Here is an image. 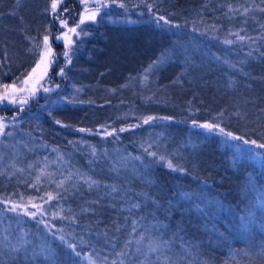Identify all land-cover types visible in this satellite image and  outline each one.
<instances>
[{
	"label": "trees",
	"instance_id": "trees-1",
	"mask_svg": "<svg viewBox=\"0 0 264 264\" xmlns=\"http://www.w3.org/2000/svg\"><path fill=\"white\" fill-rule=\"evenodd\" d=\"M104 1L2 112L0 264H264V0ZM52 3L0 0V94L80 21Z\"/></svg>",
	"mask_w": 264,
	"mask_h": 264
},
{
	"label": "rangeland",
	"instance_id": "rangeland-1",
	"mask_svg": "<svg viewBox=\"0 0 264 264\" xmlns=\"http://www.w3.org/2000/svg\"><path fill=\"white\" fill-rule=\"evenodd\" d=\"M63 0H58V6L62 3ZM83 14L78 23H75L74 26H70L67 24V21H62L58 23L60 28L59 32L55 35L54 38H51L48 35V46L51 49V52L48 55H43L44 53V39L42 44V50L40 56L33 67V69L25 77L22 81L17 84H11L7 89H5L0 94V122L3 123L4 127L9 123L8 118L2 112L6 109V107L10 108L12 106L24 105L30 100L34 101L39 95L45 94L48 95L52 91L56 89V86H53L50 79V73L53 69L54 65V56L56 55L55 45L61 43L65 45L66 48H70L78 34V30L82 26V24L94 21L98 14V11L101 7L104 6V0H82ZM57 6V8H58ZM57 8L53 11H57ZM66 25V26H65ZM75 29V32L69 31V29ZM60 37V39H57ZM43 55V60H42ZM62 57H66V53L62 55ZM42 61V62H41ZM39 64V67L37 65ZM59 75V73L54 74V78ZM47 88L49 91L45 92L44 89ZM12 101H15L14 103ZM21 101H25L21 103ZM2 113V114H1ZM4 127L0 130V170H9L13 162L10 164H5L8 156L13 159L19 150V146L16 145V140L14 139V133L6 134L4 133ZM5 164V165H4ZM4 165V166H3ZM16 207V205L14 206ZM19 208V207H18Z\"/></svg>",
	"mask_w": 264,
	"mask_h": 264
},
{
	"label": "snow or ice",
	"instance_id": "snow-or-ice-1",
	"mask_svg": "<svg viewBox=\"0 0 264 264\" xmlns=\"http://www.w3.org/2000/svg\"><path fill=\"white\" fill-rule=\"evenodd\" d=\"M57 6H58V0H53L52 8H53V9H56ZM120 7H124V5L121 4ZM161 19H162V18H161ZM65 26H66V25H65ZM69 31H71V32H75V29H74V28H73V29H69ZM57 39H60V37H57ZM44 49H45V50H44L43 55H48V54L51 52V49H50V47L48 46V36H45V37H44ZM43 55H42V60H43ZM41 62H42V61H41ZM37 67H39V64L37 65ZM34 71H35V69H33V72H34ZM60 74L63 75V69L60 70ZM4 87H5V89H7L9 86H8V85H5ZM44 91L47 92V91H49V89L45 88ZM12 102L14 103L15 101H12ZM24 102H25V101H21V103H24ZM21 110H22V109H21ZM149 119H152V118L150 117ZM144 122H145V123H148V120H145ZM57 123H60V122L57 121ZM197 126L202 127V128H205V129H207V130H209V131L214 130V128L216 127V125L209 124V123H205V124L197 125ZM3 127H4L3 123L0 122V130H2ZM79 131H84V129H79ZM121 131H123V129H121ZM220 131L223 133V132H224V129H220ZM110 134H111V133H109V135H110ZM224 134H225L226 136L231 137L232 139H235V140H242V139H243L242 137L234 136V135H233L232 133H230V132H228V133H224ZM243 142H244V143H248L247 140H244ZM251 143H252V144H255L256 142H255V141H252ZM258 147H264V144H262V145H258ZM151 155L155 156V153H151ZM168 167H169V168H172L173 165L169 162V163H168ZM174 170H175V169H174ZM137 207H138V205H137ZM58 239L61 241V243H66V244H67V247H68L69 249H72V251H73L77 256L80 255L79 252H76V246H75L74 244H72V243H67V242L65 241V239H64L63 236L58 237ZM140 239L143 240V236H141ZM148 247H149V250H150L151 252H156L157 249L159 248V245H158V244H155V243H150V244L148 245ZM16 250L18 251L19 249H16ZM138 251H139V249H138ZM114 264H115V262H114Z\"/></svg>",
	"mask_w": 264,
	"mask_h": 264
}]
</instances>
